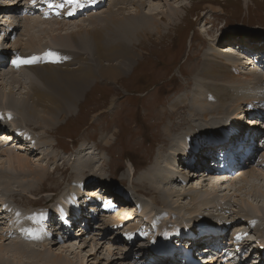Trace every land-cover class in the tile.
<instances>
[{"label": "rangeland", "instance_id": "1", "mask_svg": "<svg viewBox=\"0 0 264 264\" xmlns=\"http://www.w3.org/2000/svg\"><path fill=\"white\" fill-rule=\"evenodd\" d=\"M0 1L2 2L5 0ZM7 1L11 3L0 4V13L6 12L7 9L10 10L15 6V3H18V5H16L18 6V10L11 15V18L16 20L17 17L15 23L17 22L21 24L19 25L18 30L16 29L14 34H11V36L2 45L3 50L6 51V54L3 56V59H0V63L3 65H0V73L6 71L5 73L8 74L9 78L7 86L11 88L9 84L10 80L13 78L12 73L16 75L19 71L26 68L24 66H15L13 61L17 59L31 60L37 56V53L31 56H22L21 53H27L29 51L27 46L20 47L19 44L16 46L13 44L18 40H23V42H25L29 38L26 31L28 26L31 29H37L38 26L45 24L43 22H37L30 25V21H27L26 17H36L42 21L57 20L58 17L53 12L55 9H58L61 6V3H64L65 0H36L35 4L32 3V0ZM77 1L85 3L87 0ZM103 3V6L98 7L97 12H104L102 15L105 17L108 11L111 10L112 5L110 7L108 6L109 0L108 2ZM130 3L131 5H127V8L124 6V9L118 11V13L120 18H128V21H125L120 30L123 31V36L127 43L124 44V47H127V49L133 51V53L136 55L134 58L135 60L133 59L132 65L127 68H125L122 64V66L127 70L124 72V75H121V77L117 78L116 81H108L106 77H100V79L95 78L99 77L97 76L98 74L91 78L88 88L84 91L83 95L79 97L77 106L74 107L75 111L70 112L69 116H63L62 121H60L61 123H56L53 129H50V134L46 135V138L51 142V144H46L44 140H42V143H40L37 147V152L32 154V165L34 164L35 166L39 167L45 166L47 168L46 171L42 172L40 175L39 191H21V193L24 195L33 196L34 200L43 196L41 200H35V202L38 201L36 205H42L41 207L44 209H50L49 207H54L55 202L60 199V196L62 195L61 193H63L67 188L68 189L66 192L70 191V193L65 194V192L63 196L66 197L71 195L79 196L81 190L79 193L75 192H77L78 189L84 188L89 189L86 190L88 192L90 189H95V192H97L96 190L98 189L94 187L87 188L88 185L96 186L95 182L91 181L94 179L95 181L100 180L97 183H102L99 185L101 189H104V193H106L108 188H111L113 191L123 194L125 197H130V200L132 198L133 202L131 204L125 199H121L119 195L114 194L112 197L108 198L121 204L119 209L124 218H127V216L131 214L130 212L132 208L135 210L134 214L136 213L135 216L138 217L134 222L125 223V227L123 228H110V220L113 219L112 216L115 215V211L117 214L115 204H112L111 207L104 211L103 215H105V217L100 215L99 219L95 220H91L89 218V224L87 225L86 229L89 231V234H85L86 236H82L81 234H78L79 236L75 235L79 231V227L83 226L82 219L78 220L73 228H71L72 230H70V232H72L73 237H70V240L78 239V242L75 240L71 243L74 245L76 251V253L72 255V257L75 258L73 260L76 262V264H81L82 258L84 261L83 264H134L130 259L134 258L132 260H135L138 258V256L144 254V251H140V243L145 248H149L153 244L155 245L161 243L163 237L170 231L176 232L179 230V228L184 227L189 228L186 230L192 229V231H198L196 234L198 235L199 240L192 242L190 241V243H195L194 249L199 247L204 253V251L206 252L208 250L205 248L209 247L207 243H212V239L217 237L213 234L202 237L200 236L199 231L202 230L204 226H207V224L211 223H214L213 225L225 226L226 230H228L229 235L226 237L225 241L229 245H232L230 246V251L233 256V260L231 261L232 264H237L238 261L240 264H259L258 259L261 258L260 256L262 251H257V249L252 251V256L250 253L249 257L244 262V255L236 258L237 251L235 248L240 246L244 249V245L246 243H238L239 245H237V242L233 240L232 236L234 231L248 232L251 228L249 226V222L246 223V221L243 219L238 220L234 217L236 214L235 210L238 211L240 208H243V212L248 213L249 218H252L253 214L264 217V205H262L264 202H259L261 197L264 196V185L262 184L263 180H261L259 177H248L247 181H240L237 179L234 180V182L229 183L231 179L226 182L228 180L224 179L226 176L216 175V178L214 175H208L204 178H201V176L196 174V176L191 177L189 179L190 182L187 183L186 179L179 176L180 181L182 180L185 184H188V187L197 186V189L188 188L187 186L185 189H181L180 192H184L186 195L184 199L173 195V192H171L173 197L168 201V205L166 206H161L163 205V202L161 203L159 199L158 201H155L156 198H152L153 195L150 193L153 191V189H151V187L145 185L143 186V190H141L144 194L146 193L145 195L148 196L147 198L138 196L140 194H138L136 190L137 188L140 190L142 187L140 182L137 183V179H139L137 176L145 173V171L147 172L149 169L156 171L157 165L155 164H157V155L162 153L171 154L170 151L173 147L171 146L172 140L178 134V132L181 135H183V133L186 135V138L183 136L184 141L179 142L181 148L180 152H185V154L188 153L190 148L194 150L195 148H198V146L204 147L207 141H209L207 145H210V142L215 141L216 137L211 136L214 133L213 130H209L207 132L191 130L193 132L191 135H188L184 132L186 129H189L188 125H190L187 115H185L187 114V109L189 107L192 108L190 104L187 105L186 102V98L190 96V81L194 78L197 79L199 70L202 69L203 65L207 61L206 50L208 49L209 41H211V39L215 36L220 35L221 30L224 31L225 34L219 43L220 46H224L228 42L233 43L237 47V50H241L242 59L245 58V60L249 62L252 61L248 58L249 56L247 55V52L250 53L251 56L253 52H258L259 56L262 57L264 62V0H147L146 4H148V8L151 4L157 9V17L162 16L159 11L166 13L168 12V9L170 11L172 7L177 9L179 12L178 16L174 17L175 19L170 21L166 18H163V20L159 22L161 25V34L160 32H157L156 29H154L155 25L151 24H146L145 29L141 32L129 31L128 27L129 25H132L129 22L131 19V15L129 14L131 12H136L134 11L135 9L140 10V2L137 4H133V2ZM50 6H54V8H49ZM83 16L84 15H80L74 18V20L63 16L60 17L58 21L65 22L71 20L80 22L81 20L79 19H82ZM147 18L149 19V17ZM138 19L140 20V18ZM5 20L6 19L3 20L4 27L1 29L4 30V28H6V32L9 33L10 28L7 27L9 22L6 23ZM136 21L140 23L137 19ZM1 29L0 43L6 38ZM115 36L118 37V34H115ZM141 36L143 37V40L139 42ZM42 37L44 38V41L50 42L52 40V36L50 34H43ZM103 37V40L111 39L109 38L110 36L106 35V33H104ZM7 44L10 47H7ZM68 47V50L72 49L70 52L73 51L77 54H83V58L88 57L87 61L86 59L84 60L86 64L89 63L92 66L95 65L94 56L92 54L94 51L93 46H91L93 47V50L85 46L83 47V44L80 46V48L75 47V45H72L73 48L70 46ZM105 47L106 46H103V48ZM13 49L16 50V53L14 54L15 56H13ZM103 51H105V49H103ZM232 55L236 56L238 59L240 58L238 52L233 53ZM122 59V56H117L113 57L112 63L107 59H104V63L106 66H118L120 65L119 63L123 61ZM75 61L70 66L80 64L79 62ZM255 62L256 61L250 65L254 67V65L257 63ZM33 63L35 65L41 66V58L38 57ZM6 64L13 66V68L6 69ZM58 67L61 68V66ZM4 68L6 70H3ZM259 69L264 71V64L261 65ZM20 73L24 76L30 75L31 78H35L34 72H32L30 69H25ZM0 82L2 81L0 80ZM6 82L7 80H5V83ZM27 84L29 85V83H26L25 86H28ZM26 89L27 88L24 87L21 88L25 98L27 97V95L24 93ZM231 93L232 89L228 92L227 96L229 94V96L234 94V92L232 94ZM15 95L18 96L17 94ZM257 99H264V97H258ZM230 102L231 99L228 100L229 104ZM245 105L250 108V104L246 103ZM258 105H260L259 100ZM228 106L226 105L224 108H227ZM206 108H211V105H208ZM200 110L202 111V109ZM240 111L241 110L239 109L231 110L232 113L238 112L236 116L230 115V118H233L231 119L232 122L229 121L226 124L222 123L211 128L215 130L217 129L218 131V129L221 130L224 127H228L233 122H240V125L246 127V131L248 132V129L253 127V124L250 123V120H252L251 118H253L254 115H242L241 117L239 116L241 115ZM260 115L262 119H264V113L262 112ZM12 121L17 122V119L13 118ZM16 124L17 126L14 125L16 128H21L27 131V137L25 138L31 139L29 145L33 146L32 141H34V143L35 141H40V137L31 133L28 129L32 126H27L28 128L24 127L26 125H24L23 120ZM170 125H172V128H174L172 132H169L167 129V127ZM254 126H258L257 122ZM259 127L260 129L263 128L261 131L263 132L264 137V126L260 125ZM246 131L244 132V137H247ZM9 132L13 133V131ZM217 133L218 132H216V134ZM234 133L242 135L241 131L232 132V134ZM240 138L242 139V136H240ZM18 145L23 147L26 146L23 143ZM9 146L10 145L5 144V147L11 151L12 148ZM80 148H82L81 152L76 154ZM186 148H188V151ZM13 150L15 151V149ZM174 150L175 149H173V151ZM86 151H93V153ZM200 151L202 152L203 149L201 148ZM20 152L23 154L27 153L28 151ZM82 153L85 154L83 157H80ZM263 153L264 150L262 149V154ZM192 154H195L196 158L199 159L200 156L198 154L201 153L197 151ZM181 156L186 160V155L184 154L177 156L172 155V157L177 158L178 160ZM209 156H211V152L206 154V157ZM6 157V154L0 152V158L6 159ZM64 158L67 159L64 162H61V160ZM85 158L87 160L91 159V161L86 162L84 161ZM205 161L206 160L200 161L199 159V164H204ZM253 161L251 160V164L244 163V172H256L257 169L261 170L260 167L263 166L257 165L259 164L258 160H255L253 157ZM5 166L8 167V164L5 163L4 167ZM60 167L61 172H58L55 178H51V176ZM197 167L199 169L201 168V166ZM243 171H240L239 169V171L234 173L232 177H236L237 174ZM134 172L137 175L135 174V177L132 178V174ZM73 176H75V180ZM196 177H198V180ZM83 179H88L90 181H86L85 185L82 184L83 182H81ZM79 180L81 181L78 182ZM212 180L216 186L215 192L212 190V188L208 191L206 189H201V187L205 186V184L209 187ZM133 181L134 185L132 186ZM247 183H250V185H247ZM251 184H253V186H251ZM83 185H85V187H83ZM148 185H151L150 181L148 182ZM171 186L172 187L169 188L170 190H173L172 188L175 186ZM249 188L253 189L248 190ZM257 188H261L260 192L257 190ZM15 189L20 191V185ZM153 192L155 195V191ZM90 194L93 193L90 192ZM215 194L217 195L213 197L212 195ZM4 196L9 197V195ZM194 196H200L202 199L208 200V203L205 204L204 202L195 199ZM19 197L20 196H12V199L14 198L12 202H15L14 204L16 205H25L22 206L23 208L26 206L35 208L32 205L25 204V199H27L26 197ZM95 197L96 201H104V199L100 196L95 195ZM176 198L177 200L179 198V200L177 201ZM194 199L197 201L194 202ZM242 201L247 203L245 208L240 204ZM220 202L221 204L228 203V207L225 211L221 210L220 212L214 208L204 209L206 206H209V203L213 205H219ZM85 204L87 203H82V205ZM130 206L131 208H129ZM171 206H173L175 209H169ZM257 206H261L263 208L257 212H254V208ZM87 208L92 207L87 206ZM69 209L70 207L68 210ZM84 209V206H82L80 211L83 212L85 211ZM200 210H202V212ZM175 213L179 215L177 216ZM183 214H185V220L182 219ZM75 217L76 215L73 216V218ZM96 222L97 226L103 223L104 226L109 225V227L106 226L104 230L106 233L105 237L95 235L98 233L97 231H99V227L94 228ZM147 225L150 226V230L151 226L154 227L151 234L154 235L157 233L156 236L148 233L145 234V226ZM127 232H130L129 234L132 235L131 239L129 238L130 236L127 235ZM176 234V236H178V234L180 235V233ZM253 234L257 235V232L251 230L248 235L253 236ZM112 236H114L116 240L112 239ZM261 236L263 237L264 235ZM99 237L100 240L98 239ZM185 237V235L182 236V238L187 240ZM128 239L130 240L128 241ZM67 241L68 240L64 239V242H56L54 247L57 249ZM79 241H81V244H78ZM129 242H132V245H130ZM107 243H115L114 249L118 247V249L120 248L126 251H129L130 248L133 250L129 253L128 257L122 260V258L120 259L119 254H116L119 255L116 256L114 251L112 252V246ZM176 243L178 242H175V244ZM253 243L254 242L251 240V244ZM128 244L129 247H126ZM38 245L39 249L43 250L44 246L49 245V242L46 244L39 243ZM254 245L255 244L252 245L253 249ZM101 246L102 248H100ZM165 247L169 248L168 245ZM55 248L53 250H47L48 253L45 252L44 254L47 255L50 253V255H53V253L57 252ZM243 249L240 250L241 253H244ZM247 250L249 252V249ZM146 253V259H148L147 262H155V260H158L159 256L157 253ZM114 255L119 259L113 258ZM162 258L165 259L164 257ZM203 259L205 258L203 257ZM206 259L209 260V258ZM171 260L178 261L180 263L177 257ZM32 263L33 260L31 261V264ZM218 263H220V260H218L217 264ZM0 264L6 263H2L0 261ZM211 264H213L212 261Z\"/></svg>", "mask_w": 264, "mask_h": 264}, {"label": "bare ground", "instance_id": "2", "mask_svg": "<svg viewBox=\"0 0 264 264\" xmlns=\"http://www.w3.org/2000/svg\"><path fill=\"white\" fill-rule=\"evenodd\" d=\"M103 2H108V0H87L85 3L77 1L74 4H69L67 3V0H65L64 3H61V5L63 6L62 7L60 6L58 9H55V11L53 12L58 17V19L64 16L68 19L74 20V18L80 15H84L82 19H79L81 20L80 22H75L71 20L60 22L58 21V19L51 21H42L36 17H31V18L26 17L27 21H30V25L37 22H43L45 24L38 26L37 29H31L28 26L26 31L29 38L25 42H23V40L22 41L18 40L13 45L16 46L19 44L20 47L27 46V49H29V51L27 53H21V55L31 56L37 53L35 60L38 57H40L42 61V65L38 66L35 65L34 63L30 65L20 64L21 67L22 66L26 67L21 71H24L25 69H30L32 72H34L35 78H31L30 75L24 76L23 74L20 73L21 71H19L16 75L12 73L13 78L12 80H10V84H9L11 88L7 86L9 78H8V74L5 73L6 71L0 73V80L2 81L0 82V123H1L0 152L7 155L6 159L0 158V261L2 263L31 264V261L33 260L32 264H76V262H74L73 260L75 258L72 257V255L76 253V251L74 245H72L71 243L74 242L75 240L76 242H78L77 241L78 239L70 240V237H73L72 232H70V230L67 231V228L64 229V227H60L59 219L63 220L65 218V220L67 221V218H69V216H71L72 218V216L76 215L77 218L76 217L72 218L73 226L77 223L78 219H82L83 226L79 225L80 226L78 229L79 231L75 235L81 234L82 236H84L85 234H89V231L86 230L87 225L89 224L88 222L89 218L99 219L100 215H103L104 210L108 209V207H111L112 204H115V208L117 209V214L115 211V215L112 216L113 219L110 220L111 223L109 225L111 229L112 227H118L119 229L123 228L125 227L124 226L125 223L134 222L138 217L135 216L136 214V213L134 214L135 210L132 208L130 212L131 214L127 216V218H124V216L120 213V209H119L121 204L119 202H114L108 198L112 197L114 194L119 195L121 199H125L130 204L133 202L132 198L130 200L129 199L130 197L129 198L128 196L125 197L123 194H119L118 192L113 191L111 188H108L106 190V193H104L103 192L104 189L103 188L101 189L99 185L102 183H97L100 180L98 181H95L94 179L91 180L95 182L96 186H89L87 184L88 185L87 188L94 187L98 189L96 190L97 192H95V189H90V191L88 192L86 190L89 189L84 188V189H78V191L75 192V193H79V191L81 190L79 196L71 195L66 197L63 195L68 189L67 188L63 193H61L62 195L60 196V199H58V201L55 202L54 207L53 206L49 207L50 209L48 208L44 209L43 207H41L42 205H36L38 201L35 202V200L37 199L41 200L43 196L34 200L33 196L24 195L21 193V191H31V192L39 191L40 175L42 172H45L47 168L45 166L39 167V166H35L34 164L32 165L33 163L31 160L32 154L37 152L38 150L37 147L40 143H42L41 142L42 140H44L46 144H51V142L46 138L47 137L46 135L50 134V129H53L56 123L58 122L61 123L60 121H62L63 116L64 117L69 116L70 112L75 111L74 107L77 106L79 97L83 95L84 91L88 88L91 78L98 74L97 76L99 77H95V78L100 79V77H106L108 81L109 80L116 81L117 78L121 77V75H124V72H126L127 70L125 68L130 67L132 65L133 63L132 60L135 58L136 55L133 53L132 50L127 49V47H124V44L127 43L123 36V31L120 30V28L124 25L125 21L126 20L128 21V18H124V17L120 18L118 11L124 9L123 8L124 6H126L127 8L128 7L127 5H131L130 2H133V4H137L138 2H140V10L135 9L134 11L136 12H131L129 14L131 15L130 16L131 19L129 22L132 24L129 25L128 27L129 31L141 32L145 29L146 24H151V25H155L154 29H156L157 32H160V34L162 32L160 29L161 25L159 22L162 21L163 18H166L167 20L171 21L172 19H175L174 17L178 16L179 14L177 9L172 7L170 11L168 9V12L166 13L163 11H159V13H161L162 16L157 17L158 16V14L156 13L157 9L155 8V6H152L151 4L148 8V4H146L147 0L144 1L143 0H109L108 6L110 7L112 5V8L111 10L108 11L107 15L103 17L102 14L104 12L102 13L97 12L98 7L103 6L104 4ZM4 3L10 4L11 2H8L7 0L2 2L0 1V4H4ZM16 5H18V3H15V6L10 10L7 9L6 12L0 13L1 16L0 29L4 27L3 25L4 19H6L5 20L6 23L9 22L7 27L10 28L9 33L6 32L7 31L6 28H4V30L1 29L3 34L6 36V38L3 39L2 42L0 43V59H3V56L6 54V51L3 50V46H2L3 43H5V41L11 36V34H14V31H16V29L18 30L19 25H21L17 22L15 23L17 17L16 20L15 19L13 20L11 18V15L18 10V6ZM49 8H54V6H50ZM70 12L72 13V15H69ZM147 17H149V19ZM138 18H140V20ZM136 19L140 23H138ZM104 33H106L107 36H110L109 38L111 39L103 40ZM43 34H47V35L50 34L52 36L51 37L52 40L50 42L44 41L43 40L44 38L42 37ZM115 34H118V37L115 36ZM224 34L225 32L221 30L220 35L222 36L217 35L214 38H212L211 41H209V46L208 49L206 50L207 61L203 65L202 69L199 70L197 79L194 78L193 80L190 81L189 84L190 96L186 98L187 105L190 104L192 108L189 107L187 109V114H185L187 115V119L189 120L190 125H188L189 129H186L184 132L188 135H191V133H193L191 130L201 131V132H207L209 130H213L214 133L211 136L216 137V139L215 141L210 142V145H207V143L209 142L207 141L206 148H205L206 145L204 147L198 146V148H195L194 150L190 148L191 151L190 150L188 151V148H186L188 151L186 157L187 162L185 158L182 156L180 157L181 162L185 164L186 163L192 164L195 160H193L191 155L192 153L198 151L201 153L198 154L200 156L199 158L200 161H204V160L206 161L204 164L196 165L195 168L197 170H200L201 172H205L204 170L201 169H207V171H210L207 174H201L200 172L195 171V173L199 174L201 178H204L208 175L211 176L214 175V177H216V175L226 176L224 179H228L226 182H228L231 179L229 181L230 183V182H234V180L237 179L240 181H247L248 177H252V178L259 177L261 180H263L262 184L264 185V157H262L264 156V153L262 154V149L264 150V145H263L264 137H263V132L261 131V129L263 128L260 129L259 127L260 125L264 126V119H262L260 115V113L262 112L264 113V99H257L258 97H264V71H261L262 69L261 70L259 69V67L263 65L264 62L262 57L259 56L258 52H253L252 56L250 55V53L247 52V55L249 56L248 58L251 59L252 61L249 62L245 60V58L242 59L241 50L240 49L237 50V47L233 43L228 42L229 44L227 43L224 46H220L219 43L221 42ZM141 40H143L142 36L139 42H141ZM82 44L83 47L85 46L92 50L94 47V51L92 52L95 60L94 66H92L89 63L86 64V62H84L85 59L86 61L88 60V57L83 58L82 57L83 54H77L76 52L73 51L70 52V50L72 49L68 50L69 49L68 46L72 47V45H75V47L80 48ZM103 46L106 47L103 48ZM7 47L10 46H8L7 44ZM14 49L12 50L14 51L13 56H15L14 54L16 53L15 52L16 50ZM103 49H105V51H103ZM236 52H238L240 56L239 59L236 56L232 55L233 53ZM117 56L123 57L122 59L123 61L119 63L120 65L106 66V64L104 63V59H107L109 62L112 63L113 57H117ZM74 61L79 62L80 64L70 66ZM254 61H256L257 63L255 62L256 64L253 67L250 64L253 63ZM122 64L124 65L125 68L122 66ZM0 65L2 64L0 63ZM58 66H61V68ZM5 68L9 69V68H13V66H9L6 64ZM5 68L3 70H6ZM5 80H7L6 83ZM38 81H40L41 83ZM26 83H29V85L27 84L28 86H25ZM23 87L27 88L26 91L24 92L27 95L26 98L21 90V88ZM231 89H232V93L234 92V94L232 96H229L230 94L227 96L228 92ZM15 94H17L18 96H16ZM230 99L231 102L229 104L228 100ZM258 100L260 101V105H258ZM245 102L250 104V108H248L247 105H245L246 104ZM208 105H211V108H206ZM226 105L227 106L229 105L228 107L230 108L228 107L224 108ZM200 109H202V111ZM236 109L241 110L240 111L241 115H239L241 117L242 115H254V117L251 118L252 120H250V123L253 124V127H250L248 129L249 133L246 131V127L240 125V122L237 123L233 122L228 127H224L221 130L218 129V131L217 129L215 130L211 128L220 125L222 123L226 124L229 121H231V119L233 118H230V115L236 116V114L238 113V112L232 113L231 110H236ZM13 118H16L17 122L12 121ZM21 120H23L24 125H26L24 127L32 126L31 128L28 127L27 128L30 130L31 133L36 134L40 137L39 142L35 141L34 143V141H32L33 146L29 145L31 139L25 138L27 137L26 136L27 131L15 127L17 126L16 123H20ZM256 122L258 126H254ZM172 127H173L172 125L167 127L169 132H172V130H174V128ZM8 129L9 131L18 130L21 131L22 133L13 134L12 132H9ZM234 131H241L242 135L238 133L232 134V132ZM245 131L246 133H248L247 138H244ZM216 132L218 133L216 134ZM183 136L186 138V135L184 133L183 135H181L178 132V134L173 138L171 145L173 147L170 151L171 154L162 153L160 155L159 154L157 155L156 158L157 164H155L157 165L156 171L149 169L147 172L145 171V173L137 176L139 178L137 179V183L140 182V185L142 186L140 190L138 188L136 190V192L140 194L138 196H142L143 198L148 197L147 195H145L146 193L144 194L141 191L143 190V186L147 185L148 187H151L153 191H155V195L153 191H151L150 193L153 195L152 198H156L155 201H158L159 199L161 203L163 202V205L161 206L168 205V201L171 200L173 197L172 194L181 197V199H184L186 197L185 193L184 192L181 193L180 190L185 189L186 186L188 187V184H185L182 180L180 181L179 176H182L184 179H186L187 183L190 182L189 181L190 177L187 175L179 174L180 170L182 172L183 171L187 172V171L182 169L181 165L183 164L180 161H179V165L177 166L176 160L178 159L172 157V155L177 156L180 154H185V152H180L181 148L179 145L180 141H184ZM240 136H242V139L240 138ZM223 139L228 144L227 148H225L226 144L221 143ZM245 141L246 143H244ZM13 142H15L16 144ZM22 143L25 144L26 146L23 147L21 145H18ZM5 144L10 145L9 147L12 148V150L11 151L8 150L5 147ZM244 144L246 147L250 144V148H252L253 150V155L251 156V158L245 160V164L247 163L251 164V160L254 157V159L258 160L259 162V164L257 165L263 166L260 167L263 172L260 169L259 170L257 169L256 172L253 171L244 172L243 171L244 168H243L240 169V171L243 172L237 174L236 177H232L233 174L220 175L219 169L221 168V163L218 161V156L221 157L220 159L224 160L225 164H228L230 162L229 154L233 153L232 150L235 148L238 149V151L242 149L244 150ZM52 147L54 148L53 145ZM82 148H80L76 152V154L78 152H81ZM201 148L203 149L202 152L200 151ZM13 149H15V151ZM173 149H175L174 150L175 152L173 151ZM19 150L25 152L28 151V152L27 153L22 152L23 154H21ZM86 152L93 153V151H86ZM209 152H211V156L206 157V154ZM85 153H82L80 157H83ZM234 154L238 155L237 157H244L243 153L241 152L238 153L234 152ZM66 159L67 158L62 159L61 162H64ZM84 161L90 162L91 159L87 160L85 158ZM5 163L8 164V167L6 166L4 167ZM197 166H201V168L199 169ZM60 170L61 167L51 176V178H55L56 174L58 172H61ZM195 173L191 174L192 177L196 176ZM135 174H136L135 172L132 174V178L135 177L134 176ZM73 178L75 180V176H73ZM196 179L198 180V177H196ZM80 181L81 180H79L78 182ZM86 181H90V180L83 179L81 182H83L82 184L86 185ZM149 181L151 185H148ZM210 183L211 185L209 187L206 186L205 184V186L201 187V189H206L208 191L209 189L212 188V190H214L215 192L216 186L214 181L212 180ZM19 185H20V191L15 189ZM85 185H83V187H85ZM133 185H134V181L132 183V186ZM171 185L175 186L172 188L173 190H170L169 188L172 187ZM247 185H250V183H247ZM251 186H253V184H251ZM188 188L197 189V186L196 187L190 186ZM250 189L253 188H249L248 190ZM257 190L260 192L261 188H257ZM90 192H92L93 194H90ZM171 192L173 193L171 194ZM67 193H70V191H67L65 194ZM4 195H9V197H6ZM95 195L102 197L104 201L103 200L96 201ZM216 195L217 194L212 196L215 197ZM12 196L26 197L27 199H25L26 202L25 204L32 205L35 208H31L28 206L23 208L22 206L25 205L14 204L15 202L14 203L12 202V200L14 199V198L12 199ZM194 198L204 202L205 204L208 203V200H204L200 196L199 197L194 196ZM108 200L111 202L106 203ZM263 200H264V196L261 197V200L259 202L263 203L264 202ZM196 201L197 200H195L194 202ZM82 203H87V204L82 205ZM240 204L244 208L247 206V203L245 201H242ZM262 205H264V203ZM82 206H84L85 208L84 209L85 211L83 212L80 211ZM87 206L92 208H87ZM69 207L70 209L68 210ZM172 207L173 206L169 207V209L174 210L175 208ZM227 207H228V203L221 204L220 202L219 205H213L209 203V206H206L204 209L214 208L215 210L221 212V210L225 211ZM129 208H131V206ZM262 208L263 207L261 206H257L254 208V212H257ZM243 210H244L243 208H240L238 211L235 210L236 214L234 217L237 218L238 220L243 219L244 221H246V223L249 222V226L251 228L249 229L248 232L247 231L246 232L249 234L252 230L254 232H257V235L253 234L254 236L253 237L248 235L245 231H241L239 234H237L234 231L232 235L233 237H235L236 235L241 237V239H239V242H237V245H239L238 243H246L244 245V249L240 247L241 249L244 250V253H241L240 251L241 249L236 250L237 251L236 258L244 255V260H243L244 262L245 260H247L250 253L252 256L253 253L252 251L257 249V251H262V254L260 256L261 258L258 259V263L264 264V252H263L264 243H260L259 246L257 243L258 239L264 238V236L263 237L261 236L264 235L263 234L264 217H261L258 214H257L258 216L253 214L252 218H249L248 213H244ZM200 211L202 212V210ZM178 215L179 214H177V216ZM103 217H105V215H103ZM184 217L185 214H183L182 219H184ZM96 224L97 222L95 223L94 228L99 227L98 228L99 231H97L98 233H96L95 235L105 237L106 233L104 230L106 226L109 227V225L104 226L103 223L97 226ZM213 224L214 223L207 224L208 229L215 230L218 233H222V235H218L217 238L212 239V243H207L209 247L205 248L206 250L207 249L208 250L206 252L204 251L206 255L204 257L205 259H202L203 260L202 262L203 263L205 262L207 264H210L211 261L213 264H217L219 259L218 258L216 259L214 254L217 255V250L220 247L229 248L230 246H232L226 244L225 240L229 234L225 226L213 225ZM153 228L154 227L151 226V230H150L149 225L145 226V234L147 233L151 234ZM186 229L189 228H185V227L179 228V230L176 232L170 231L167 235L163 237L161 243L155 245L153 244L149 248H145L140 243L139 245L140 251L141 250L144 251V254H142L139 257V259L132 260L134 259L132 258L130 260L134 264H184L182 262L179 263L178 261H172L171 258L168 257H166V259H163L162 257L161 258L158 257V260H155V262L153 261L147 262L148 259H146V255H147L146 252L155 253L156 251H159L158 247L163 248L166 246V243H175V242L188 243V241H190L189 235L192 234L193 232L197 233L198 231L195 232L192 231V229L190 230H186ZM129 233L130 232H127V235L130 236L129 238L131 239L132 235ZM176 233H180L181 236L179 234L178 236H176L177 235ZM156 235L157 233L154 234L153 236ZM184 235L187 237V240L182 238V236ZM64 239L68 241L62 244L61 247L56 249L54 247V245H56V242L57 243L61 241L64 242ZM98 239L100 240V237ZM112 239H115V237L112 236ZM130 239H128V241ZM167 240L168 242H166ZM251 240L252 242H255L253 243L255 244L254 249L252 246L253 244H251ZM48 242L49 245L51 246L47 245L44 246L43 250L39 249L38 247L39 243L46 244ZM129 243L130 245H132V242ZM78 244H81V241H79ZM107 244L112 246L113 248L112 252L114 251L115 255L119 254L120 259L122 258V260L128 257L129 253L133 250L132 248H130L129 251H126L120 248L118 249V247L114 249L115 243H107ZM102 246L100 248H102ZM126 247H129V244ZM54 248L55 250H57V252L53 253V255H50V253L47 255L44 254L45 252H47V250H53ZM247 249H249V252ZM115 255L113 258L119 259L115 257ZM206 258H209V260ZM232 260L233 258L221 259L220 261L225 264H232L231 263ZM83 262L84 261L82 258L81 264H83ZM221 262L218 264H222ZM237 264H240V262L238 261Z\"/></svg>", "mask_w": 264, "mask_h": 264}, {"label": "snow or ice", "instance_id": "3", "mask_svg": "<svg viewBox=\"0 0 264 264\" xmlns=\"http://www.w3.org/2000/svg\"><path fill=\"white\" fill-rule=\"evenodd\" d=\"M35 2H36V0H32V3L33 4H35ZM76 2H77V0H67V3H69V4H74ZM62 6L63 5H61V7ZM69 15H72V13L70 12ZM34 60H35V58H33L31 60H29V59H25V60H19V59H17V60H14L13 61V64H15L18 67V66H20V64H31V63L34 62ZM236 239L239 240V239H241V237L240 236H237Z\"/></svg>", "mask_w": 264, "mask_h": 264}]
</instances>
